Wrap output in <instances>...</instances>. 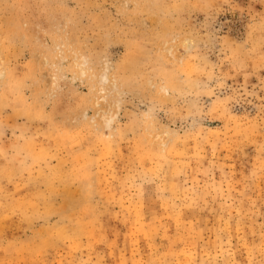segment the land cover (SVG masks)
<instances>
[{"label":"rangeland","instance_id":"374dc122","mask_svg":"<svg viewBox=\"0 0 264 264\" xmlns=\"http://www.w3.org/2000/svg\"><path fill=\"white\" fill-rule=\"evenodd\" d=\"M0 264H264V0H0Z\"/></svg>","mask_w":264,"mask_h":264},{"label":"bare ground","instance_id":"6f19581e","mask_svg":"<svg viewBox=\"0 0 264 264\" xmlns=\"http://www.w3.org/2000/svg\"><path fill=\"white\" fill-rule=\"evenodd\" d=\"M189 46H192V44L189 42ZM105 76V75H104Z\"/></svg>","mask_w":264,"mask_h":264}]
</instances>
